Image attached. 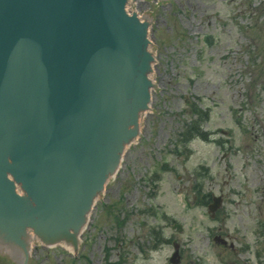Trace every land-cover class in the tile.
Wrapping results in <instances>:
<instances>
[{
  "label": "rangeland",
  "instance_id": "374dc122",
  "mask_svg": "<svg viewBox=\"0 0 264 264\" xmlns=\"http://www.w3.org/2000/svg\"><path fill=\"white\" fill-rule=\"evenodd\" d=\"M132 6L150 20L151 108L77 251L33 243L25 264H264V0ZM196 112L205 137L180 139Z\"/></svg>",
  "mask_w": 264,
  "mask_h": 264
},
{
  "label": "water",
  "instance_id": "95a60500",
  "mask_svg": "<svg viewBox=\"0 0 264 264\" xmlns=\"http://www.w3.org/2000/svg\"><path fill=\"white\" fill-rule=\"evenodd\" d=\"M132 1L0 0V254L11 264L26 263L29 235L76 250L149 112L154 45Z\"/></svg>",
  "mask_w": 264,
  "mask_h": 264
},
{
  "label": "bare ground",
  "instance_id": "6f19581e",
  "mask_svg": "<svg viewBox=\"0 0 264 264\" xmlns=\"http://www.w3.org/2000/svg\"><path fill=\"white\" fill-rule=\"evenodd\" d=\"M133 2H134V1H132V3H133ZM133 11H134V15H139V14L137 13V11H135V10H133ZM149 45H151V40H150V39H149ZM154 63H155V58H154ZM153 85H154V79H153ZM154 87H155V85H154ZM151 91H152V89H149V93H150V97H149V110H150V108H151V107H150V102H151V101H150V99H151ZM145 113H146V112H143L141 118L143 117V115H144ZM141 118H140V121H139V123H138V126H137V128H136V130H135V133H134V135H133V137H132V140H131L130 144L133 143V142L137 139V137L139 136V133H140V131H141V128H140ZM127 147H128V146H123V154H124V151H125V149H126ZM117 160H118V166L120 167V160H121V158H117ZM119 167L117 168V170L115 171V173L112 175V177H114V176L116 175V173H117L118 170H119ZM112 177H111V178H112ZM106 182H107V181H103L99 195L102 193L103 188H104V185H105ZM94 202H95V201H92V202H91L90 210H91V208H92ZM88 221H89V220H88ZM82 230H83V229H80V233L82 232ZM35 237H36V235H29V238H28V245H27V249H28V251L31 250V247H32V245H33V241H34ZM79 239H80V235H75V244L79 241ZM54 245H56V242H52V243H51V246H54ZM60 246H63L64 248H66V249L69 250V251H72V249L69 247V245H68L67 243H65V244H61Z\"/></svg>",
  "mask_w": 264,
  "mask_h": 264
},
{
  "label": "trees",
  "instance_id": "16d2710c",
  "mask_svg": "<svg viewBox=\"0 0 264 264\" xmlns=\"http://www.w3.org/2000/svg\"><path fill=\"white\" fill-rule=\"evenodd\" d=\"M199 113L196 112V117L194 119H191L190 123L186 126L184 133L182 136H180V139H184V137L189 138V136L192 134V136H200L205 137L206 132H202L200 129V123H199Z\"/></svg>",
  "mask_w": 264,
  "mask_h": 264
}]
</instances>
